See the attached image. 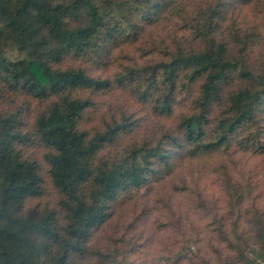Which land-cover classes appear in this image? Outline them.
<instances>
[{
  "label": "trees",
  "instance_id": "trees-1",
  "mask_svg": "<svg viewBox=\"0 0 264 264\" xmlns=\"http://www.w3.org/2000/svg\"><path fill=\"white\" fill-rule=\"evenodd\" d=\"M247 8L258 24L236 17ZM69 59L98 69L130 62L103 77L64 66ZM6 92L41 106L30 127L22 108L0 106V264H72L123 198L154 189L182 162L264 152V0H0V98ZM92 94L160 119L182 111L172 127L135 139L134 114L101 111ZM33 141L48 150L63 216L27 208L44 190L41 164L25 152ZM218 223L221 246L211 247L221 260L227 250L249 262L252 244L264 261L262 221L252 235ZM199 254L176 262L212 264Z\"/></svg>",
  "mask_w": 264,
  "mask_h": 264
},
{
  "label": "rangeland",
  "instance_id": "rangeland-1",
  "mask_svg": "<svg viewBox=\"0 0 264 264\" xmlns=\"http://www.w3.org/2000/svg\"><path fill=\"white\" fill-rule=\"evenodd\" d=\"M236 17L254 24L260 22V17L251 13L250 8L239 9ZM7 56L24 57L16 51H9ZM124 56L125 53L118 54L119 58ZM119 62L98 69L82 59H69L64 66L83 67L92 75L107 77L114 74ZM92 95L100 103L101 111L114 109L120 113L119 108L125 107L134 114L140 121L133 135L135 139L156 135L162 125L172 127L182 111L178 109L168 119H160L130 99L119 97V101L110 94ZM84 96L91 98V93ZM0 106L11 110L22 108L24 122L30 127L41 105L33 99L6 92L2 93ZM262 140L264 142V135ZM47 151L34 141L25 147L27 155L41 164L44 189L41 197L27 203V208L53 209L63 216L60 195L53 186L44 159ZM122 200L108 225L90 241L87 254L76 258L72 264H177L178 254H199V250L205 254L200 253V259L212 264H249L253 259L257 260L254 264H264L260 252L255 253L259 246L250 245L246 251L249 262L243 263L230 259L231 253L227 250L221 260L211 247L212 243L216 248L221 246L218 222L225 223L232 235L235 232L252 235L257 223H264V152L232 148L184 161L177 167L175 176L131 200ZM234 223L239 226L235 228ZM207 247L211 249L208 253Z\"/></svg>",
  "mask_w": 264,
  "mask_h": 264
}]
</instances>
